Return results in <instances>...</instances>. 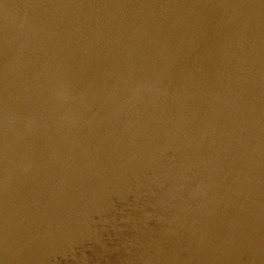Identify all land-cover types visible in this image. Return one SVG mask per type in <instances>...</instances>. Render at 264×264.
<instances>
[{"label": "water", "instance_id": "obj_1", "mask_svg": "<svg viewBox=\"0 0 264 264\" xmlns=\"http://www.w3.org/2000/svg\"><path fill=\"white\" fill-rule=\"evenodd\" d=\"M0 264H264V0H0Z\"/></svg>", "mask_w": 264, "mask_h": 264}]
</instances>
